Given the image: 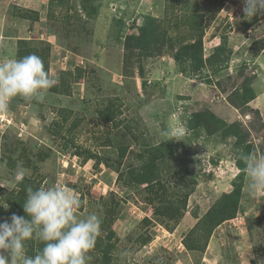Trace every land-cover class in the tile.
I'll list each match as a JSON object with an SVG mask.
<instances>
[{
  "label": "rangeland",
  "instance_id": "obj_1",
  "mask_svg": "<svg viewBox=\"0 0 264 264\" xmlns=\"http://www.w3.org/2000/svg\"><path fill=\"white\" fill-rule=\"evenodd\" d=\"M173 3L0 0V61L35 53L54 81L42 102L17 96L0 112V205L21 178L75 190L76 214L95 213L113 245L111 261L90 252L87 264H264V193L254 196L236 167L248 147L264 153V11L245 16L244 0ZM146 17L160 22L164 43L127 49ZM199 36L197 71L179 49ZM246 82L254 99L244 104ZM107 107L111 122L100 115ZM199 113L207 118L190 124ZM229 125L239 136L223 137ZM159 144L171 152L154 168L164 198L178 206L189 193L177 220L154 218L153 194L125 184ZM237 184L235 215L207 236L200 220Z\"/></svg>",
  "mask_w": 264,
  "mask_h": 264
},
{
  "label": "clouds",
  "instance_id": "obj_2",
  "mask_svg": "<svg viewBox=\"0 0 264 264\" xmlns=\"http://www.w3.org/2000/svg\"><path fill=\"white\" fill-rule=\"evenodd\" d=\"M261 11L264 0H244L245 16L253 17ZM53 86V79L35 53L0 61V112H6L8 101L17 96L42 102ZM239 160L245 165L250 192L254 196L264 193V153L242 152ZM25 171L18 168L16 175L23 177ZM80 207L81 199L71 188L29 187L23 203L27 219L12 214L0 222V264H87L101 221L95 213L81 218L76 214ZM34 238L43 247L29 256L26 242Z\"/></svg>",
  "mask_w": 264,
  "mask_h": 264
},
{
  "label": "trees",
  "instance_id": "obj_3",
  "mask_svg": "<svg viewBox=\"0 0 264 264\" xmlns=\"http://www.w3.org/2000/svg\"><path fill=\"white\" fill-rule=\"evenodd\" d=\"M176 2L178 4H182L183 1L185 3V0H166V10L170 8V2L172 5H174L173 2ZM226 0H220V2H224ZM160 29H162V26H160V22L154 17H146L143 24L138 30V35L136 37L129 38L127 42H125V46L127 49H137L145 53H151V50L154 48H157L160 43H164V40L160 41L159 32ZM134 40V41H133ZM160 50V49H157ZM181 53L189 54V57L191 58V61L196 64V67H194L195 70L198 71V69L201 67L202 64V53H203V45H202V39L201 36H199L197 39H194L191 43H188L187 45L180 46ZM181 58V54L177 52L174 55V60L179 61ZM45 60V59H44ZM247 83V82H246ZM247 85V86H246ZM245 88V91L243 90ZM241 94V101H246L244 104H247L249 101H252L254 99L253 91H251L250 83L245 84L240 88ZM69 92V89H67ZM65 90V91H67ZM249 90V91H248ZM229 103H232V101H229ZM233 104V103H232ZM100 115L105 120V122H111L112 121V112L110 107L105 108L104 110L100 111ZM207 118V113H199L196 115V118H191L190 124H193V121L202 120ZM189 124V128L193 129ZM206 126V125H205ZM208 127V126H206ZM235 125H229L227 127L223 126V137H229V136H239L237 133V130L235 128ZM213 135V130H208L207 135ZM241 145V144H239ZM166 145L159 144L153 149L149 151H143L145 153V156L140 155L139 157L145 160L142 162V164L138 168L129 169L127 171V181L125 182L126 185H128L130 188H138L140 186H143L145 191L151 192L153 194V198L149 201L150 204H156L154 206V218L159 219L160 217L163 218H171L177 220V218L181 215L182 211L186 208L187 199L189 196V193H186L183 195V197L178 198L177 205L175 206L169 199L166 200L164 196H166L167 191L164 188V183L158 178L159 173L157 174L155 169L156 166L159 164V161H161V164L164 163L165 159H168L171 152L166 150ZM127 148H120L121 152V158L125 156L127 153ZM243 153H250V147L245 149ZM236 167L238 168L239 175L237 178L239 180L242 179V176L244 174V167L245 165L243 162H241L239 159L236 160ZM122 174L119 173L117 176V180L119 178H122ZM28 182L25 178H21V180L17 183V192L14 194L13 192L10 194L8 200L0 206V222L4 220H8L12 214H17L20 216H25L27 219L26 214L23 210V203L26 199V192L29 187H31L33 190L37 189V185L31 184ZM240 189L241 187L237 184L233 190L227 194H225L223 197H221L214 208L207 212L205 216L200 220V223L205 219L208 220L207 223V232L206 235L208 236L211 228L215 225L220 224L221 222L232 218L237 210L239 198H240ZM211 225V226H210ZM146 237V236H145ZM111 237H97L96 244L94 249L91 251L93 253L100 254V260L101 261H111V250L113 248V245L109 242ZM150 237L147 240H141V243L149 242ZM147 242V243H148ZM43 243L37 239L35 241V238L26 242V251L27 255L34 256L36 252L40 249H42Z\"/></svg>",
  "mask_w": 264,
  "mask_h": 264
}]
</instances>
